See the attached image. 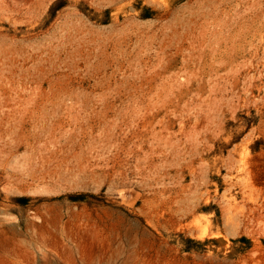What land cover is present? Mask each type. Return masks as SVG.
<instances>
[{"label": "rangeland", "instance_id": "obj_1", "mask_svg": "<svg viewBox=\"0 0 264 264\" xmlns=\"http://www.w3.org/2000/svg\"><path fill=\"white\" fill-rule=\"evenodd\" d=\"M0 264H264V0H0Z\"/></svg>", "mask_w": 264, "mask_h": 264}]
</instances>
